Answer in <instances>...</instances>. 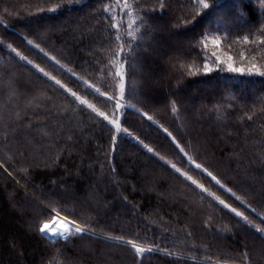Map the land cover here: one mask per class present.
Wrapping results in <instances>:
<instances>
[{
	"label": "trees",
	"instance_id": "trees-1",
	"mask_svg": "<svg viewBox=\"0 0 264 264\" xmlns=\"http://www.w3.org/2000/svg\"><path fill=\"white\" fill-rule=\"evenodd\" d=\"M207 2L129 0L148 30L125 60L124 0H0V264H264V75L229 68L264 72V0ZM117 71L127 133L87 107L114 118L87 85L119 96ZM57 213L88 231L45 238Z\"/></svg>",
	"mask_w": 264,
	"mask_h": 264
},
{
	"label": "snow or ice",
	"instance_id": "snow-or-ice-1",
	"mask_svg": "<svg viewBox=\"0 0 264 264\" xmlns=\"http://www.w3.org/2000/svg\"><path fill=\"white\" fill-rule=\"evenodd\" d=\"M75 0H68V3H74ZM190 2L193 4V6L195 8H197V15H199V9H209L210 5L207 2V0H190ZM119 6V5H118ZM164 5V0H160V7L163 8ZM61 7L60 4L56 5L55 7L49 8L47 9V11L49 12H56L59 8ZM261 7L264 8V3L261 4ZM106 12H111V6L110 5H106L105 9ZM126 10V11H125ZM43 11V10H41ZM122 12H124V14L128 15V16H133L134 18L128 23V29H130L129 31H127L126 36L129 38L127 41V44L124 43H120L124 37L121 35H116L115 40L117 43H119V49L114 52L115 56H120L121 53H124V58L125 60H128L133 52V43L134 41H136L137 39L143 40L144 35L146 33H141L140 32V26H144V28L146 29V31L148 30L146 23L144 22V20L139 17L136 16L135 13L133 12V3H129V0H124V4H123V8L121 9ZM137 21H139V25H137ZM2 17H0V23H2ZM192 21H188V23H191ZM113 28L115 29H119L120 25L118 23H113L111 25ZM261 32L264 33V29H261ZM245 42H247L248 38L244 37ZM211 41L213 44H218L219 42V38L218 37H213L210 36L208 31L205 32V34L199 39V41H197V43L199 45H201L203 48H207L208 47V42ZM29 43H32V41H29ZM254 43H256V41H254ZM37 48H39V45H35ZM9 47H11V45H9ZM12 51H16L15 48L12 49ZM41 51H43L41 49ZM17 55H19V53H17ZM21 59H25L27 60V57L21 56ZM52 60L56 61L57 64H59L60 62L58 60H56L55 57H51ZM29 63H31V61H29ZM38 67V66H37ZM175 67V65H174ZM181 69H184V65L181 64L179 66ZM121 68H123V65H121ZM229 68L231 71L234 72H244L247 71L248 73H252L253 71L259 73L260 75H264V72H261L260 69L253 64V66L249 69H241V68H232L231 65H229ZM41 72H43V69H40ZM213 71V69L211 67L208 66L207 63L204 64L203 68H199V67H194L192 64H189L187 66V74L188 75H196L200 72L203 73H209ZM45 75H48V73H45ZM73 75H75L73 73ZM124 72L123 71H117L115 73V76L119 79V96H109L107 95V93H101L99 89L95 88L94 85H87V87L89 88L90 91L94 92L97 95H102L105 96L106 99L108 101H112L115 105V108L111 114L112 117L114 118H110L109 114H106L105 112L99 111L97 109L94 108L93 105L91 104H87L86 101H81V104H87V107L92 109L96 115L98 117H101L104 121H107V123L111 126L114 127V130L116 133H120V132H125L127 133V129L122 128L119 122V116H118V111L120 108L122 107H128V108H135L136 106L132 103H127V105H124L121 103V101L124 98V90H125V83H124ZM51 79L55 80V77H50ZM55 82L57 84H60V81L55 80ZM63 87V86H62ZM70 91V90H69ZM71 95H73L74 97H76L75 93H71ZM76 99H79V97H76ZM32 102H29V106H31ZM137 111H139L137 109ZM172 111L175 113L176 112V107H175V102H173V106H172ZM19 115V114H17ZM143 116H145L148 120H152V117L148 115L147 112H143L142 113ZM249 119H251V117H249ZM165 131H167V129H165ZM169 135H171V133H169ZM116 140V136H113V141ZM173 140L175 141V138H173ZM179 146V145H177ZM145 147H147L145 145ZM149 152H152L153 149L148 148ZM181 151L183 152L184 149L181 148ZM185 155L187 156V153H185ZM188 159L190 160L191 163H193L195 165L196 168L201 169L203 172H205L209 177H211V179L213 181H215L216 184L221 185V187H224L220 180L213 175L212 172L208 171V169L203 168V166L201 164H197L195 163L194 160L191 159V157H188ZM172 168H174L177 172H180L181 170L179 168H176L175 164L171 165ZM182 175L185 176L186 179L188 180H192L191 176H188L187 173H181ZM193 183H197L195 180L192 181ZM198 187H200L203 191L207 192L208 190L206 188H204V186L202 184H198ZM226 191L231 192V189H226ZM209 195H213V193H209ZM233 196H235V193H232ZM214 198L216 200L219 201V203L221 205H223L225 208L230 209L231 212L235 213L236 216L241 217L245 222L251 224L252 222L248 220V217L244 215L243 212L237 211L236 208L231 207V205L226 204L224 200L219 199V197H215ZM237 199H240V197H236ZM253 211H255V209H253ZM259 215V214H258ZM60 224L61 227L57 228L56 225ZM254 227H256V230L259 232H264V228H260L259 226L253 225ZM88 231V229L79 226L74 220H69L67 217H60L59 213H57V217L56 219H54L52 222H44L41 224L40 228H39V232L45 237L50 239L52 242H55L57 240L63 239L65 241L69 240L70 237H72L73 235H77L83 232ZM131 245V247L138 253H144L146 251V249L144 247H140L137 246L134 242H127ZM150 250V249H149Z\"/></svg>",
	"mask_w": 264,
	"mask_h": 264
},
{
	"label": "rangeland",
	"instance_id": "rangeland-1",
	"mask_svg": "<svg viewBox=\"0 0 264 264\" xmlns=\"http://www.w3.org/2000/svg\"><path fill=\"white\" fill-rule=\"evenodd\" d=\"M56 217H57V216L54 215L51 219L46 220V221H44V222H52V221L54 220V218H56ZM44 222H43V223H44ZM56 227H57V228H60L61 225H60V224H57Z\"/></svg>",
	"mask_w": 264,
	"mask_h": 264
},
{
	"label": "water",
	"instance_id": "water-1",
	"mask_svg": "<svg viewBox=\"0 0 264 264\" xmlns=\"http://www.w3.org/2000/svg\"><path fill=\"white\" fill-rule=\"evenodd\" d=\"M54 219H56V218H54Z\"/></svg>",
	"mask_w": 264,
	"mask_h": 264
}]
</instances>
